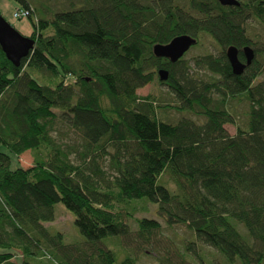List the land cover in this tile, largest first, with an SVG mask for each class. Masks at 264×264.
I'll use <instances>...</instances> for the list:
<instances>
[{"label": "trees", "instance_id": "16d2710c", "mask_svg": "<svg viewBox=\"0 0 264 264\" xmlns=\"http://www.w3.org/2000/svg\"><path fill=\"white\" fill-rule=\"evenodd\" d=\"M65 1L74 8L50 18L33 8L35 46L19 67L0 48V145L6 150L0 152V264H45V256L50 264H137L100 246L131 234L120 207L135 201L156 204L167 226L193 234L184 257L192 253L207 264L196 251L200 242L220 252L225 264H264V45L255 46L246 27L255 19L264 28V0H238V7L217 0ZM181 35L196 38V45L208 35L221 52L199 57L195 69L184 57L172 64L154 56L155 45ZM231 46L242 62L244 47L255 53L240 76L226 56ZM160 69L169 72L167 82L159 80ZM200 72L207 78L194 74ZM156 81L170 89L175 104L138 94ZM100 95L112 118L101 110ZM234 101L249 103L243 129ZM171 109L205 122L171 123L164 118ZM55 111L82 133L79 150L51 135ZM28 151L32 167L12 169L11 156ZM105 157L111 179L100 165ZM59 203L74 214L90 254L74 256L79 247L45 228ZM136 223L138 239L147 243L162 228L146 218Z\"/></svg>", "mask_w": 264, "mask_h": 264}, {"label": "rangeland", "instance_id": "374dc122", "mask_svg": "<svg viewBox=\"0 0 264 264\" xmlns=\"http://www.w3.org/2000/svg\"><path fill=\"white\" fill-rule=\"evenodd\" d=\"M32 6L38 7L45 11L47 17H51L53 13L59 11H66L73 9L70 2L65 0H28ZM21 5L16 0H0V14L4 19L12 25L20 34L25 37H29L32 33V25L29 19L20 18L15 19L14 13L17 8ZM33 7V8H34ZM39 16V15H38ZM247 32L249 38L252 40L255 46L261 48L264 45V28L255 19H251L247 23ZM199 44L191 48L185 55L184 60L188 62L192 68L195 69V61L204 55L214 54L218 55L221 52L219 46L213 41L208 35H203L198 40ZM202 75L203 72L194 73ZM206 74H203V78ZM207 78V76H206ZM205 78V79H206ZM140 96L146 97L148 95L154 96L158 99L159 103L164 104H175L176 100L174 95L170 92V89L165 85H160L157 81L152 85H147L143 89L138 91ZM99 105L101 110L109 118H112L109 112L108 100L104 95L98 96ZM234 112L236 115L237 124L242 129L246 127L248 122L249 103L246 101H234ZM58 120H56L55 130L51 135L62 145V146H74L77 150L80 149L82 144V133L80 130L71 127L69 120L62 118L60 111H55ZM167 121L171 123H177L182 118L191 119L199 124L204 123L203 117L190 112H182L176 109H171L166 112ZM225 129L230 135L236 133V128L233 125H226ZM111 151L110 148H108ZM0 152H6L5 148L0 145ZM12 158V169L17 168H30L33 165V154L30 151L24 153L19 158L11 156ZM70 160L74 164H78L79 160L77 155L71 154ZM101 167L107 170L108 178L111 179L112 171L109 169V157L103 158L100 162ZM167 180V178L165 179ZM173 187V185H171ZM121 214L125 222L130 226L131 234L123 238H108L100 244L103 248L106 246L110 250H114L118 254L119 259H123L125 256L133 257L137 260V264H200V260L195 257L192 253H188L184 257V248L188 242L194 241L193 234L182 225H174L169 227L165 222L160 219L157 215V205L144 201L132 202L129 206H121ZM135 209V213L130 216V213ZM54 217L55 220L51 223H46L44 226L49 230V233L54 235L56 233H62L64 236V243L66 245H73L79 247V250H72L74 256H81L82 252L90 254L92 251L80 233L79 229L75 225V216L73 213L68 211L66 207L59 203L54 206ZM150 219L156 220L161 224V231L157 233L150 243L143 242L137 237V223L136 219ZM9 230V229H8ZM196 251L200 257H202L207 264H225V258L216 249L206 246L200 242L196 243ZM99 245V244H98ZM47 254L49 252L45 250ZM18 257L15 260H20L21 254L16 251ZM50 256V254H49ZM45 264H50L49 257L41 258ZM82 264L83 260L81 261Z\"/></svg>", "mask_w": 264, "mask_h": 264}, {"label": "water", "instance_id": "95a60500", "mask_svg": "<svg viewBox=\"0 0 264 264\" xmlns=\"http://www.w3.org/2000/svg\"><path fill=\"white\" fill-rule=\"evenodd\" d=\"M224 7H238V0H217ZM197 43L196 38L189 35H181L174 38L166 45L157 44L153 48V54L156 58L167 59L172 64L178 62L184 55ZM35 46V41L30 37L20 34L12 25H10L0 14V48L8 61L15 67H19L22 60L27 58ZM242 53L245 62L239 59V51L235 46L227 49L226 56L235 75H242L246 68L250 66L254 59V50L246 46ZM158 77L161 82L169 80V72L166 69L158 71Z\"/></svg>", "mask_w": 264, "mask_h": 264}, {"label": "built area", "instance_id": "2783aa9c", "mask_svg": "<svg viewBox=\"0 0 264 264\" xmlns=\"http://www.w3.org/2000/svg\"><path fill=\"white\" fill-rule=\"evenodd\" d=\"M33 13H34V10L32 7H30L29 9L24 8V7H19L16 9L13 16L15 19H20V18L28 19L30 16L33 15ZM33 17H34V15H33Z\"/></svg>", "mask_w": 264, "mask_h": 264}]
</instances>
